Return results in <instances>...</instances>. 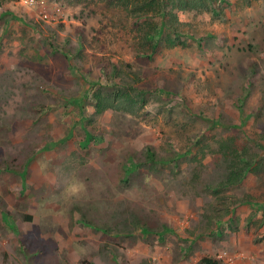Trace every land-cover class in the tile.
<instances>
[{"label": "rangeland", "instance_id": "obj_1", "mask_svg": "<svg viewBox=\"0 0 264 264\" xmlns=\"http://www.w3.org/2000/svg\"><path fill=\"white\" fill-rule=\"evenodd\" d=\"M43 1L0 0V264H264V172L219 150L264 160V0Z\"/></svg>", "mask_w": 264, "mask_h": 264}, {"label": "trees", "instance_id": "obj_2", "mask_svg": "<svg viewBox=\"0 0 264 264\" xmlns=\"http://www.w3.org/2000/svg\"><path fill=\"white\" fill-rule=\"evenodd\" d=\"M57 3L64 2L66 5H78L84 9H90L92 12L95 11V8H98L101 4H104L107 7H116V5L122 6V8H127L128 6H133V12H141L143 16H147L151 13V16H147V18H151L155 16L153 13L154 9H156L159 0H55ZM132 4H129V2ZM203 0H178V7L175 6L178 11H186L192 10L197 7H202ZM174 22H176V18L173 17ZM172 20V21H173ZM172 21L170 23H172ZM171 26V24H170ZM172 31H175V24L172 23ZM157 37V33L153 32V36H146V40L150 42L152 45L151 53L147 56L148 59H151V54L157 49V45L155 41L151 42L150 40ZM177 40V38H176ZM171 46L176 44V41H168ZM93 99V109L94 114L100 116L106 111L112 112H123L130 116H138V112L140 107L136 106L135 102H139V106L144 103V100L133 101L129 99L127 93L121 94L118 91L113 93L112 95L108 94L102 96L100 94L94 95ZM86 140V139H85ZM237 144L233 141H228L220 145L219 150L222 152L223 156L229 158L228 163V174L225 177L224 181L221 183V188L232 187L238 185L245 177L248 172L263 174L264 172V160L259 161V163H253L252 156L250 158L245 159V154L241 153L242 148L236 147ZM252 158V159H251ZM198 264H222L220 261L212 259L210 257H203L200 259Z\"/></svg>", "mask_w": 264, "mask_h": 264}, {"label": "built area", "instance_id": "obj_3", "mask_svg": "<svg viewBox=\"0 0 264 264\" xmlns=\"http://www.w3.org/2000/svg\"><path fill=\"white\" fill-rule=\"evenodd\" d=\"M26 2H27V6L30 7V8H33V7L37 6L38 4L42 5V6L44 4L43 0H41L40 3H38L37 0H26ZM56 11L59 12L58 10H56ZM42 18L45 19V20H48L49 17H48V15L46 13H43L42 14Z\"/></svg>", "mask_w": 264, "mask_h": 264}]
</instances>
